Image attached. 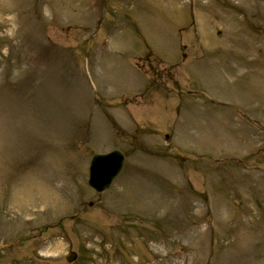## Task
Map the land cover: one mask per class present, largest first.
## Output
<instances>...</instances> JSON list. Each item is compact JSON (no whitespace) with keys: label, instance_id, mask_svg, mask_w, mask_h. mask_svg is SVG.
I'll return each mask as SVG.
<instances>
[{"label":"rangeland","instance_id":"374dc122","mask_svg":"<svg viewBox=\"0 0 264 264\" xmlns=\"http://www.w3.org/2000/svg\"><path fill=\"white\" fill-rule=\"evenodd\" d=\"M133 2L0 0V264H264V61H243L264 49V0ZM199 93L243 109V145L194 118ZM113 150L124 168L96 194L89 161ZM35 183L56 200L26 199Z\"/></svg>","mask_w":264,"mask_h":264},{"label":"water","instance_id":"95a60500","mask_svg":"<svg viewBox=\"0 0 264 264\" xmlns=\"http://www.w3.org/2000/svg\"><path fill=\"white\" fill-rule=\"evenodd\" d=\"M123 161V156L117 151L93 157L89 169L88 185L96 192L107 189L113 179L120 173ZM73 258L74 255L72 254L69 260Z\"/></svg>","mask_w":264,"mask_h":264},{"label":"bare ground","instance_id":"6f19581e","mask_svg":"<svg viewBox=\"0 0 264 264\" xmlns=\"http://www.w3.org/2000/svg\"><path fill=\"white\" fill-rule=\"evenodd\" d=\"M27 190L28 192H26L24 195L26 199L29 198L30 195L34 196V194L37 193L39 195V202L44 205L52 204V202L56 200V197H58V194L55 189L50 186H46L43 183H35L34 185L27 187Z\"/></svg>","mask_w":264,"mask_h":264}]
</instances>
